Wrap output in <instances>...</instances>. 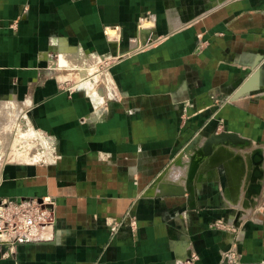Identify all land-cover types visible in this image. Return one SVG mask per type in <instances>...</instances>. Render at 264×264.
Returning a JSON list of instances; mask_svg holds the SVG:
<instances>
[{
	"label": "crops",
	"instance_id": "crops-1",
	"mask_svg": "<svg viewBox=\"0 0 264 264\" xmlns=\"http://www.w3.org/2000/svg\"><path fill=\"white\" fill-rule=\"evenodd\" d=\"M51 50L98 66L101 103L44 75ZM0 97L25 102L57 141L48 164L0 169L1 197L51 196L55 217L0 264H227L232 246L239 264H264V215L237 238L210 226L235 219L239 149L204 160L193 205L182 165L153 185L200 134L264 146V0H0Z\"/></svg>",
	"mask_w": 264,
	"mask_h": 264
},
{
	"label": "rangeland",
	"instance_id": "rangeland-1",
	"mask_svg": "<svg viewBox=\"0 0 264 264\" xmlns=\"http://www.w3.org/2000/svg\"><path fill=\"white\" fill-rule=\"evenodd\" d=\"M69 56L70 55L67 53H60L59 56L57 52L51 50L50 57L44 59L45 63L40 65V69L43 70L44 75H52L53 73L55 78L61 80L64 84L68 83L73 85L74 88H81V92L87 96L89 95V99L92 103L98 105L103 101V92L95 89L98 87L96 86V83H99V80L97 81L99 76L89 75L90 73L95 72L96 69H99L98 66L91 65L84 69L83 64L78 65L76 63H69ZM91 67L93 68L91 69ZM254 73L251 74L248 82L236 90L235 97L247 92L245 90L252 84V82H254ZM93 78H95V80ZM86 80V83H90L95 91L87 89V86L85 85L86 83H83ZM12 82L15 84L16 80H13ZM83 85L87 90L84 87H81ZM91 92H98V94H101V100L94 101L90 94ZM222 100L226 101L229 100V98H222ZM222 100L220 102H223ZM24 103L25 102L21 99L9 98L3 100L0 97V169L10 162H24L26 156H37L33 160H37L35 164L40 165L48 164L47 159L52 156L57 157V154H55L57 150V141L46 129L38 127L32 123L27 113L28 106L26 107ZM222 132L224 131L219 130L217 133H210L209 136L203 138L200 134L197 139L189 140L178 151V153L172 157L169 166L156 177L153 185L156 187L158 184L159 186V183L169 175V167H178L182 165L183 168H187L185 191L188 194L189 202L193 205V195L195 190L193 180L197 175V170H199L201 164L202 166H206L210 163L198 162V166H196L191 177H189V166L197 159L196 157L199 155L198 150L208 148V153L211 155L213 151L218 152L219 150H222L221 145L224 144L239 149L235 151V155L238 157L236 160L238 164L234 163L233 166L230 164L231 168H236L238 165H241L240 167H242L238 176V183L240 185L234 189L236 198L235 203H233L229 211L231 214L235 215V219L234 221L227 219L226 217L215 219L222 225L228 227V231L233 233L237 238L239 236L238 231H240L244 225L248 223H259L261 221V216L264 215V146H253L249 139H244L235 133L233 134H235L238 139H241L236 141V143H231L229 140H220L219 142L212 141L213 136H218V134ZM207 141L208 146H205ZM224 156L225 155L223 154V157ZM223 157L222 159H224ZM222 159H219L216 162L221 164L223 161ZM214 165L215 164H213V166L211 165V167H214ZM255 169L257 170L255 171ZM256 186L257 190H255ZM111 229L112 225H110V230Z\"/></svg>",
	"mask_w": 264,
	"mask_h": 264
},
{
	"label": "built area",
	"instance_id": "built-area-1",
	"mask_svg": "<svg viewBox=\"0 0 264 264\" xmlns=\"http://www.w3.org/2000/svg\"><path fill=\"white\" fill-rule=\"evenodd\" d=\"M54 200L51 196L15 198L0 196V257L15 253L16 246L43 239V229L53 224ZM121 222L112 224L111 232L118 231ZM214 229L228 231L215 220ZM223 261L239 264L240 252L236 246L224 251Z\"/></svg>",
	"mask_w": 264,
	"mask_h": 264
},
{
	"label": "bare ground",
	"instance_id": "bare-ground-1",
	"mask_svg": "<svg viewBox=\"0 0 264 264\" xmlns=\"http://www.w3.org/2000/svg\"><path fill=\"white\" fill-rule=\"evenodd\" d=\"M88 64H90V63H88ZM82 69V68H81ZM258 75V74H257ZM255 76H256V72L254 73V78H253V80L255 79ZM86 77V76H85ZM94 77V76H93ZM102 78V77H101ZM82 79H84V78H82ZM94 80H95V78H93ZM97 81H98V79H97ZM87 82V80L85 81V82H83V83H86ZM95 82V81H94ZM93 83V82H92ZM94 84V83H93ZM86 86H87V89H91L92 88V85L90 84V83H86L85 84ZM91 86V87H90ZM81 87H84V85L83 86H81ZM85 88V87H84ZM86 89V88H85ZM86 89V90H87ZM92 91H95L94 89H92ZM92 96L93 95H95V96H97L98 95V92H91L90 93ZM101 99V98H100ZM21 135V134H20ZM235 135V134H234ZM3 139V138H2ZM220 140H223V141H230L231 143H236V141H239V140H241V139H238V137L235 135V137H227V138H223V137H218V136H213L212 137V141H214V142H219ZM4 142V141H3ZM23 143V142H22ZM195 148V147H194ZM205 150V151H204ZM198 156L195 158L196 160H194L191 164H190V166H189V172H190V174H189V177H191V175H192V172H193V170L196 168V166H198V162H204V160L206 159V158H208V156L210 155L209 153H208V148L206 149H200V150H198ZM18 157V156H17ZM29 158V157H28ZM34 159L36 158V157H33ZM32 159V158H31ZM38 159V158H37ZM212 158L209 156V160H211ZM33 161V160H32ZM29 162V161H28ZM231 165L233 166V164L231 163Z\"/></svg>",
	"mask_w": 264,
	"mask_h": 264
},
{
	"label": "water",
	"instance_id": "water-1",
	"mask_svg": "<svg viewBox=\"0 0 264 264\" xmlns=\"http://www.w3.org/2000/svg\"><path fill=\"white\" fill-rule=\"evenodd\" d=\"M218 137L227 138V137H235V135L233 133H229V132H222V133H219L218 134ZM205 146H208V141L205 143ZM256 170L257 169H255V171ZM255 190H257V186L255 187Z\"/></svg>",
	"mask_w": 264,
	"mask_h": 264
}]
</instances>
